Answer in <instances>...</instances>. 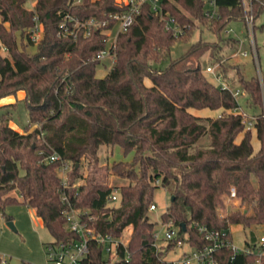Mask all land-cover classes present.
<instances>
[{"label":"trees","instance_id":"16d2710c","mask_svg":"<svg viewBox=\"0 0 264 264\" xmlns=\"http://www.w3.org/2000/svg\"><path fill=\"white\" fill-rule=\"evenodd\" d=\"M73 2L36 0L31 9L27 0H0V99L25 91L29 125H36L20 132L10 125L17 102L0 106L3 215L11 221L5 208L22 203L42 219L52 242L77 237L65 226L59 162L47 159L58 152L73 163L70 186L83 180L73 189L79 190V201L74 192L72 199L99 216V230L121 236L133 225L128 243L131 259L116 264H165L158 261L162 251L156 252L153 246L156 222L150 217L160 186L171 190L170 204L160 219L178 227L192 245L205 243L195 222L217 229L233 223L264 225V86L259 78L246 77L230 62L240 40L222 35L230 22L243 20L239 0H219L218 19L205 16L203 0H161L163 11L185 29L179 36L168 31L160 15L145 2L128 30L118 34L112 66L103 77L97 73L104 59L96 57L111 45L118 23L111 22L112 36L103 28L76 40L59 36V24L67 13L79 20H103L127 6L116 0ZM263 12L264 6L257 3L256 19ZM35 15L43 25V37L37 44L29 38ZM198 26L217 39L207 40L200 34L167 66L154 65L162 63L176 43L189 41ZM29 46L35 47L33 52ZM2 49L8 54L3 55ZM209 65L216 66L229 88L217 86L208 77ZM236 89L245 94L251 108L260 109L254 129L247 128L242 113L234 112L241 107L233 95ZM204 109L217 116L194 112ZM254 130L260 141L258 150L253 144ZM205 137L209 143L201 145ZM102 146L112 154L116 147L125 156L132 154L131 160L113 162V170L127 183L120 186V199L112 206L107 201L113 190L110 173L107 167L100 170ZM85 163L87 174L82 170ZM232 188L244 209L220 216L224 195ZM259 236L252 231L246 243L254 244ZM232 254L230 248L222 251L224 264H229ZM258 258L256 253L240 252L234 264H255ZM2 260L0 256V264ZM88 264H104L101 248H93Z\"/></svg>","mask_w":264,"mask_h":264},{"label":"built area","instance_id":"2783aa9c","mask_svg":"<svg viewBox=\"0 0 264 264\" xmlns=\"http://www.w3.org/2000/svg\"><path fill=\"white\" fill-rule=\"evenodd\" d=\"M82 0H74V4L80 3ZM204 1V14L210 19H218L221 17L219 11V0H203ZM117 4L127 6V9L122 13L110 14L106 19H98L91 17L85 20H79L71 14H65L59 24L58 35L61 37H72L78 39L80 36L88 37L95 30L103 29L106 34L112 36L113 28L111 22H117L118 28L113 36L111 45L103 49L97 55V59H105L110 56L113 58V51L116 47V39L120 32H125L132 25L136 17L140 14L141 7L145 2L151 4L152 10L159 14L164 21V26L168 31H171L175 36L185 33V29L180 22L169 13L164 12L161 6V0H116ZM240 5L244 11L242 22L245 30L250 36L251 51L256 60L258 59V48L255 38L256 30V17L255 6L257 3L264 6V0H239ZM31 9H35L36 0H27ZM35 24L29 31V38L33 43L37 44L43 37V25L39 21L37 15L34 16ZM233 22H230L223 30L229 35L235 32L233 27H230ZM187 27V26H186ZM235 37V36H234ZM237 38V37H236ZM239 39V38H238ZM240 40V39H239ZM241 41L239 49L235 53L242 56L249 55L248 50L241 49ZM208 73L221 82V88L227 89L229 85L222 78L221 73H218L216 66L209 65L206 69ZM241 90H233V95L238 98ZM235 113H242L235 110ZM243 114V113H242ZM244 116V115H243ZM51 162L58 161L59 166L57 172L61 179V199L65 205L63 214L66 220V228L77 235L76 238L67 242H49L47 244V252L49 259L53 264H88L90 261V254L94 247L101 248L104 264H116L120 261L129 262L131 253L128 249L130 236L125 232L121 236H115L111 233H104L96 226L99 216L93 213L89 208L79 207L77 201L73 200L71 194L74 192L76 200L79 201V190L73 191L78 186H70V172L73 168V163L64 159L58 152H53L47 158ZM231 195L236 196L234 188L231 189ZM120 199V186H113V190L108 195L107 201L110 206L115 205ZM156 209V204H151L150 211ZM157 223V222H156ZM163 228H154L155 242L153 246L156 252L165 249L170 253L174 248H180L182 253L171 259H166L158 256V261L165 264H224L222 251L225 248L233 250V254L229 258V264L235 263L236 254L243 252L246 254L256 253L258 260L255 264H264V234L260 235L254 244L239 245L235 243L231 226L227 228L217 229L210 228L207 225L195 222L199 233L202 234L205 243L203 245H192L187 237H182L179 228L171 223H164ZM134 231L133 225L129 226ZM127 228V229H128ZM186 232V231H185ZM166 242V244L162 243ZM1 264H8L3 258ZM148 264V263H144Z\"/></svg>","mask_w":264,"mask_h":264},{"label":"rangeland","instance_id":"374dc122","mask_svg":"<svg viewBox=\"0 0 264 264\" xmlns=\"http://www.w3.org/2000/svg\"><path fill=\"white\" fill-rule=\"evenodd\" d=\"M30 7L29 4H27ZM257 28L255 30V38L258 48V59L256 60L254 54L251 51L250 36L245 30L242 22H233L230 27L235 29V32L227 34L225 30L222 31L223 36H235L241 41V49L248 50L249 55L242 56L241 54L236 55L233 53L229 59L231 63L235 64L240 68L243 74L250 77H257L260 79L262 86H264V12L256 21ZM262 26V27H261ZM202 31V32H201ZM200 34L207 40H216L217 36L206 28L198 26L193 29L189 41H181L176 43L169 53L166 59L162 63H154L155 66L165 67L168 65L171 59L178 58L181 56L190 45L196 41ZM35 47L29 46L28 50L34 51ZM2 54L7 55V51L2 49ZM112 57L108 56L103 60V65L99 67L97 75L99 77L105 76L112 66ZM207 72V71H206ZM208 77L217 85L221 86V82L216 80L211 73H208ZM234 70H231L230 76H233ZM222 75V74H221ZM223 78V76H222ZM224 79V78H223ZM225 81V80H224ZM26 92L21 90L16 95H10L0 99V106L17 102V108L14 109L13 119L10 121V125L20 132H25L27 126L29 125V114L27 105L24 101ZM240 100V111L245 117L247 128L254 129V121L256 114L260 112V109L251 108L247 104L246 96L241 91L238 96ZM198 113V112H196ZM203 116H217L216 112L213 111H202L200 112ZM36 125H29L30 129L35 128ZM242 136V135H241ZM239 136L238 140L241 138ZM201 145H206L209 143V138L205 137L200 142ZM253 144L255 149L258 150L260 146V141L256 137V131L254 130ZM100 163L102 164V172L104 168L107 167L110 177V186H121L127 183V179L121 178L117 175L116 171L113 170L114 161H128L132 159V154L125 156L120 147H116L115 153H111V149L107 146H102L99 151ZM84 174L88 172L87 163L82 167ZM83 180H76L75 184L82 183ZM171 198V190L169 187L160 186L155 195L156 209L150 211V217L153 222L156 223V228H163L161 224L160 214L164 212L169 204ZM244 209L241 205L240 200L236 196H232L231 192L224 195V206L219 208L220 216L226 215L233 210ZM6 215L12 217L11 222H13L14 227L12 228L8 223L9 220L0 211V256H2L8 264H20L22 261H28L36 264H53L49 259L47 252V244L53 241V236L50 231L44 226L42 219L37 216L35 211L22 204L13 203L9 204L5 208ZM252 231L258 235L264 234V225H257L252 227H244L242 224L233 223L231 224V233L235 243L239 245L246 244L247 241H251ZM125 233L132 237L134 231L131 227L125 230ZM166 244V242H162ZM182 253L180 248H174L170 253H167L164 248H162V257L166 259H171L177 257Z\"/></svg>","mask_w":264,"mask_h":264},{"label":"crops","instance_id":"0c3cea01","mask_svg":"<svg viewBox=\"0 0 264 264\" xmlns=\"http://www.w3.org/2000/svg\"><path fill=\"white\" fill-rule=\"evenodd\" d=\"M146 83H147L148 85L151 84L150 80H148V79L146 80ZM207 110H208V109H204V110H198V111H194V112H195V113L198 112L197 114H200V112H202V111L204 112V111H207ZM208 111H210V110H208ZM42 222H43V221H42Z\"/></svg>","mask_w":264,"mask_h":264},{"label":"water","instance_id":"95a60500","mask_svg":"<svg viewBox=\"0 0 264 264\" xmlns=\"http://www.w3.org/2000/svg\"><path fill=\"white\" fill-rule=\"evenodd\" d=\"M12 228H15L14 227V224H13V222H11V221H9V223H8ZM182 226H184V224L182 223ZM184 231H186V230H184Z\"/></svg>","mask_w":264,"mask_h":264}]
</instances>
